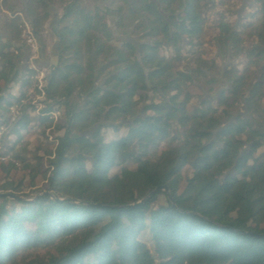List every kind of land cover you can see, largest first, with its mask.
<instances>
[{
	"label": "trees",
	"instance_id": "obj_1",
	"mask_svg": "<svg viewBox=\"0 0 264 264\" xmlns=\"http://www.w3.org/2000/svg\"><path fill=\"white\" fill-rule=\"evenodd\" d=\"M241 2L250 18L233 0H62L40 90L29 47L0 36V264H264V0Z\"/></svg>",
	"mask_w": 264,
	"mask_h": 264
},
{
	"label": "rangeland",
	"instance_id": "obj_2",
	"mask_svg": "<svg viewBox=\"0 0 264 264\" xmlns=\"http://www.w3.org/2000/svg\"><path fill=\"white\" fill-rule=\"evenodd\" d=\"M25 1H23V7L25 6L24 4ZM43 1L47 4L50 10V20L48 22L41 19L42 13L39 8H34L30 10L29 15L25 14L26 12H23L25 11L23 10V8L13 11L12 13H7L4 10L6 4L4 6L1 5V0H0V36L7 38L15 49L20 48V50L23 51V50H27V48L29 47L30 53L25 55L24 61H22L19 67L22 71L25 70L28 71L33 70L34 72L36 71L35 76L38 81H40V79L43 78L45 73L49 71L51 65L52 66L56 65V56H55L54 47L57 38H56V34L52 32V28L50 26L51 24L55 26L57 21L59 20V14L61 10L58 9L56 6L62 4V0L61 3L60 0H43ZM100 2L102 4H106L107 0H100ZM231 8H235L238 17L241 15L242 18L244 17V19H245L244 15L250 18V16L253 14V10L251 8H248L249 9L248 10L246 6L242 4L241 0H233V4ZM32 25H34L35 31L32 29ZM31 29L33 32H35V35L38 36L39 42L37 41V46L38 43L43 44L44 46L43 50L41 49L43 51L42 55L36 52L34 54L33 51L31 50V47L33 46L34 43V35L32 34ZM53 29H55V27H53ZM204 54L205 57H207L209 60H214V58L217 57L219 61L214 60L212 61V63L216 66H220L221 71L222 69L225 70L226 67L229 66L231 63L232 64L236 63L235 60L233 61L231 60L230 56L228 57L227 60V58L223 56L220 52L219 54H217L215 52V49L211 46V44L210 45L208 44L206 48H204ZM29 59H30V64H29ZM32 62L33 64L34 63L36 64L37 62L38 65L33 66ZM44 62H48L51 65L47 64L49 67L45 69L46 66ZM241 110L242 107H240V104L234 106V111L243 116L244 113ZM169 155L170 152H168L166 156ZM133 178L136 181L139 180L138 176H133ZM13 180L15 182H18L20 180V175L16 174ZM23 186L27 188V184H24ZM43 186H44V182L40 178H37L34 183V187L27 188L26 192H24L22 196L24 197V199L28 198L38 190H44ZM160 202L164 203L163 197L160 198Z\"/></svg>",
	"mask_w": 264,
	"mask_h": 264
},
{
	"label": "water",
	"instance_id": "obj_3",
	"mask_svg": "<svg viewBox=\"0 0 264 264\" xmlns=\"http://www.w3.org/2000/svg\"><path fill=\"white\" fill-rule=\"evenodd\" d=\"M54 51V50H53ZM54 53V52H53ZM47 68V67H46ZM45 68V69H46ZM157 191H162L163 193H166V189L164 188V187H160V188H157L156 190H154V192H157ZM153 192V193H154ZM56 203H59V201H56ZM141 204H142V202H140V203H137V204H135V205H133V206H130V207H126L125 209H137V208H139L140 206H141Z\"/></svg>",
	"mask_w": 264,
	"mask_h": 264
},
{
	"label": "crops",
	"instance_id": "obj_4",
	"mask_svg": "<svg viewBox=\"0 0 264 264\" xmlns=\"http://www.w3.org/2000/svg\"><path fill=\"white\" fill-rule=\"evenodd\" d=\"M24 4H26V2H24ZM107 4V3H106ZM106 4H101V6L100 7H103V6H106ZM23 10H25V11H23V12H26V7L24 6V8H23ZM26 14V13H25ZM26 18H27V16H26ZM51 28H52V31H53V27H55L53 24H51V26H50ZM56 38H58V36H56ZM41 63H43V62H41ZM45 63V66L48 68L49 66L48 65H51V64H49L48 62H44ZM48 64V65H47ZM35 66H37L38 64H37V62H36V64H34ZM45 67V68H46ZM50 67H52V65L50 66Z\"/></svg>",
	"mask_w": 264,
	"mask_h": 264
},
{
	"label": "built area",
	"instance_id": "obj_5",
	"mask_svg": "<svg viewBox=\"0 0 264 264\" xmlns=\"http://www.w3.org/2000/svg\"><path fill=\"white\" fill-rule=\"evenodd\" d=\"M33 46H35V47H33ZM33 46L31 47V50L33 51V53H34V54H35V52L38 53V52H37V47H36L35 42L33 43ZM29 63H30V59H29ZM41 79H42V78H41ZM41 79H40V81H41ZM40 81L37 80V82H38V86H37V87H38L39 90H40L41 87H42L41 84H39Z\"/></svg>",
	"mask_w": 264,
	"mask_h": 264
},
{
	"label": "flooded vegetation",
	"instance_id": "obj_6",
	"mask_svg": "<svg viewBox=\"0 0 264 264\" xmlns=\"http://www.w3.org/2000/svg\"><path fill=\"white\" fill-rule=\"evenodd\" d=\"M35 64V63H34ZM33 62H32V65L34 66Z\"/></svg>",
	"mask_w": 264,
	"mask_h": 264
}]
</instances>
